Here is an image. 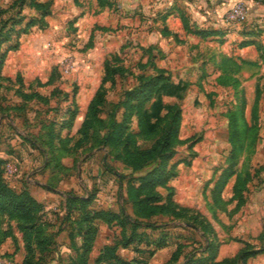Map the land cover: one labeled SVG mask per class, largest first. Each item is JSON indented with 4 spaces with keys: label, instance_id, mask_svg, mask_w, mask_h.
I'll use <instances>...</instances> for the list:
<instances>
[{
    "label": "rangeland",
    "instance_id": "rangeland-1",
    "mask_svg": "<svg viewBox=\"0 0 264 264\" xmlns=\"http://www.w3.org/2000/svg\"><path fill=\"white\" fill-rule=\"evenodd\" d=\"M9 3L10 0H0V39L8 32L12 41L18 37L11 60L20 59L24 65L20 67L18 61L12 62L8 72L15 74L14 80L0 79V156H16L11 159L10 171L5 173L10 182L48 193L41 201L50 205L43 210L44 219L55 221L66 215L62 206L68 192L92 194L97 197L95 206L113 208L126 191L132 167L155 155L154 150L139 152L151 143L153 136L147 138L131 127L136 121L134 116L127 117L129 127L121 138L119 131L111 129L112 121L120 122L124 118L121 105L124 92L138 86L140 75L156 74L152 64L156 69H164L168 78L145 102L147 114L153 120L158 115L161 127L168 115L167 105L176 104L181 108L179 136L183 141L175 144V153L169 160V163L176 162L173 167L176 174L169 181L177 200L174 199L194 203L198 198L200 205L191 207L199 211L201 220L208 219L212 228L211 217L228 215L230 220H236L251 194L264 190L263 63L243 65L240 59L227 60L224 50L212 51L211 58L185 76V66L167 61L161 64L166 52L155 45L148 47L152 44L145 42L146 34L142 33L145 29L131 34L125 29L100 28L97 24L85 28L80 27L76 17L62 18L49 13L44 18V26L32 25L17 35L25 19L15 23L17 16L13 15V7H8ZM52 3L53 0H49L50 11ZM23 13L29 16L35 10L25 7ZM248 25L246 18L229 27L243 30ZM64 57L72 58L75 63L68 73L60 68ZM106 62L111 68L107 76L111 73L113 78L102 83L105 106L101 112L86 117L87 102L101 84ZM18 90L31 97H24ZM113 103L118 107L110 113ZM72 111L75 113L70 121ZM87 120L90 123L87 124ZM131 133H134V146ZM138 145L142 150L135 148ZM228 166L242 172L246 181L244 202L238 206L236 199L227 200L234 177L227 181L220 194L215 196L212 192L219 171ZM19 169V174L15 175ZM160 190L166 193L165 188ZM155 221H166V218L157 217ZM119 229L109 226L107 233L97 231V247L105 235L114 240ZM13 230L19 233L15 226ZM137 231L147 237L166 231L171 240L188 241L185 242L188 247L199 245L196 238L200 231L186 227L178 218L155 229L140 224ZM251 240L259 245L264 243V225L257 238L253 236ZM68 246L69 240H59L55 250L58 248L60 254L46 251L45 258H39L35 250L29 264H68ZM123 253L136 255L129 249ZM97 255L98 252L89 253V264L106 263L97 260ZM23 256L22 243L15 251L10 237L0 244L1 264H21Z\"/></svg>",
    "mask_w": 264,
    "mask_h": 264
},
{
    "label": "trees",
    "instance_id": "trees-1",
    "mask_svg": "<svg viewBox=\"0 0 264 264\" xmlns=\"http://www.w3.org/2000/svg\"><path fill=\"white\" fill-rule=\"evenodd\" d=\"M8 7H13V15L17 16L15 23H20L22 19H25L24 25L16 31L17 35L32 25L44 26V18L50 13L49 0H10ZM25 7L33 8L35 13L27 16L23 13ZM193 32L206 36L217 31L198 28L193 29ZM17 39L16 36L12 41L10 32L0 39V79H10L1 74V67L7 52L17 47ZM248 42L250 41L241 40L240 44L244 45ZM148 47L154 46L149 45ZM260 54L264 57L262 52ZM104 68L105 73L101 78V84L96 88L87 104L86 117L88 114L95 115L96 112H101L105 106L106 94L102 83L107 79L112 80L113 77L111 73H109V77L107 76V72L111 70L108 68L107 62L104 63ZM151 68L156 70V74L144 77L140 75L142 79L138 86L124 92V100L121 102L124 118L120 122L112 121L111 127L112 130L119 131L121 138L123 131L129 127L130 116H134L136 121L131 127H134L140 134L146 135L147 138L150 135L153 136L151 143L143 150L142 146H135L138 150H142L139 152L154 150L155 155L134 165L133 172L127 176L129 183L123 199L131 205L132 214L126 212L123 207H119L117 211L110 208L94 207L92 202L95 196L92 194L68 192L62 206L66 215L60 220H46L43 217L44 204L41 201L37 200L26 187L16 190L9 185L5 177L7 158L0 156V244L10 237L13 240L14 251L19 247L17 234L13 230L15 226L20 233L24 250L21 264H29L30 256H34L35 250H37L39 258H45L46 251H57L56 254H60L61 251L58 248L55 250L56 235L63 229L67 231L69 238L68 264H89V253L99 229V221L109 226H118L120 232L111 243L100 247L96 256L97 260L102 259L106 262L105 264H147V259L155 250L172 241L166 231L160 232L157 236L148 234V237L141 231H137V226L140 224L145 228L152 229L166 225V222H157L153 219L157 214H166L169 219H181L185 222L186 227L200 231V239L196 240L199 243L198 246L188 247L187 243L175 239L176 247L163 264H175L180 254L183 255L180 264H247L248 257L264 252V243L256 246V244L244 240L243 246L234 256L216 259L220 241L214 228H211L210 221L202 219V223L200 219L202 215L197 209L182 205L174 199V191L169 186V181L176 174L173 169L176 162L169 163V160L175 153V144L183 141L179 136L181 108L176 104L167 105L168 115L164 118L161 127L158 124L161 119L158 115L153 120L147 114L144 107L145 102L158 90L159 84L168 78L164 69H156L155 64H152ZM17 92H20L24 97H31L30 94L23 91L18 90ZM117 107L118 104L113 103L109 112H115ZM74 113L75 111H72L70 121L73 119ZM86 123L88 124L90 121L87 120ZM130 138L134 146V133H131ZM230 157L233 158L232 155ZM242 176L243 173L234 167H223L212 187L213 194L215 196L220 194L227 181L234 177L231 196L227 200L236 199V206L240 205L245 198L243 190L247 188L246 181ZM160 188H165L166 193H162ZM207 225L208 229H206ZM47 227L49 230L46 232L44 229ZM118 247H131L136 255L130 258L123 257L117 253Z\"/></svg>",
    "mask_w": 264,
    "mask_h": 264
},
{
    "label": "crops",
    "instance_id": "crops-1",
    "mask_svg": "<svg viewBox=\"0 0 264 264\" xmlns=\"http://www.w3.org/2000/svg\"><path fill=\"white\" fill-rule=\"evenodd\" d=\"M228 5V0H53L50 13L62 18L76 17L79 19L78 24L80 27L83 25L85 28L97 24L100 27L111 26L118 28V30L125 29L131 34L138 29H145L142 32L146 34L145 42L148 45L158 46L166 52L165 59L161 60L163 62L161 64L166 61L173 65L179 63V67H186L185 76L192 71L191 69L203 65L206 60L211 58L212 51L219 50L225 51L227 60L240 59L243 65L253 62L263 63L264 65V57L260 54L261 51H264V0H247L246 18L249 25L243 30H231L230 27L222 25L221 16ZM198 28L214 29L217 32L202 36L193 32V29ZM236 38L250 42L241 45ZM206 40H211V42H206ZM13 51L14 49L7 52L1 67V74L11 80H14L15 77V74L8 72L12 62L16 63L18 61L20 67L24 65L20 59H14L15 62L11 60ZM23 80L28 81L25 78ZM6 158L11 160L15 159L16 156L10 154L6 155ZM30 160L32 161V158ZM33 160H36V158ZM44 165L45 163H43V167ZM19 172L20 169L15 175H18ZM5 177L10 185L17 187L18 190L21 188V185H16L10 182L6 175ZM28 190L36 199L42 202L45 196H48V193L34 191L31 187H28ZM251 195L252 197L246 200L240 208L236 220H230L228 215H223V217L220 215L218 218L211 217L216 236L220 241L216 259L234 256L243 246L244 240L254 243L251 237L255 236L257 238L261 232L264 225V190H256ZM124 196L119 198L113 208L110 205L95 206L96 196L92 205L116 211L119 207H123L126 212H129L131 205L124 201ZM178 202L187 206L195 205L198 207L200 205L198 198H195L194 203L191 200H178ZM48 206L50 205L44 204V209ZM161 216L166 218V221L162 222L170 223L169 216L166 214H157L153 219L157 220V217ZM111 226L116 227V225ZM106 229H109V225L99 221L98 232L101 230L106 232ZM96 237L90 253L98 252L101 246L113 241L111 236L105 235L101 245L97 247L95 244ZM17 238L18 243H22L20 233H17ZM196 239H200L199 232ZM56 240L57 242L59 240H69L67 231L65 229L61 230L56 235ZM174 241L172 240L169 244L155 250L147 259V264H163L166 262L176 247ZM179 241L188 242L180 238ZM258 245L256 244V246ZM127 249L134 252L130 247H118L117 253L130 258L133 255L125 256L123 253ZM182 260L183 255L180 254L175 264H180ZM247 264H264V252L248 257Z\"/></svg>",
    "mask_w": 264,
    "mask_h": 264
},
{
    "label": "built area",
    "instance_id": "built-area-1",
    "mask_svg": "<svg viewBox=\"0 0 264 264\" xmlns=\"http://www.w3.org/2000/svg\"><path fill=\"white\" fill-rule=\"evenodd\" d=\"M229 5L224 10L221 16V22L223 26L229 27L236 23H239L247 17V0H228ZM75 67V63L72 58L64 57L60 61V68L63 73H68ZM12 160H7L5 163V173L10 171L12 166ZM0 260V264H1Z\"/></svg>",
    "mask_w": 264,
    "mask_h": 264
}]
</instances>
